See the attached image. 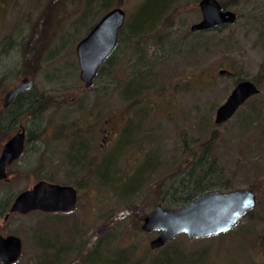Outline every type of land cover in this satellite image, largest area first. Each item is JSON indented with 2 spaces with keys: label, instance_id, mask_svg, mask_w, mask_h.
Masks as SVG:
<instances>
[{
  "label": "rangeland",
  "instance_id": "rangeland-1",
  "mask_svg": "<svg viewBox=\"0 0 264 264\" xmlns=\"http://www.w3.org/2000/svg\"><path fill=\"white\" fill-rule=\"evenodd\" d=\"M108 1L106 9L105 0H0V115L8 92L24 80H34L30 91L35 99L49 100L37 122L25 107L23 121L13 130L26 123L35 140L28 144V165L17 166L11 172L12 181L0 185V200L6 203L9 193L16 196L39 180L73 185L79 193L76 208L68 213L35 211L14 215L6 223L0 215V233H14L23 241L15 264H43L35 236L40 227L64 236L61 239L66 242L70 236L71 244L57 264H82L98 240L109 234L118 249L132 248L134 260L148 264L160 250L150 248L157 234L142 230L144 216L158 203L166 206L160 197L165 184L177 182L210 144V158L230 186L225 191L253 189L257 206L227 233L196 239L182 234L175 240L184 253L201 251L197 258L205 256L202 264H264V124L259 122L262 118L251 122L256 119L252 108L264 99V0H224L226 9L236 12L238 19L213 31L190 29L202 20L200 0L170 3L150 35L140 39L146 61L158 77L137 102L145 107L147 112L141 113L147 118L141 128L136 125L137 135L123 147L118 139L131 118L121 99L126 83L118 84V69L133 68L136 56L131 42L117 45L111 61L104 62L106 68L99 70L89 88L80 79L77 45L116 7L126 12L120 36L133 38L127 36V25L141 23L146 0ZM31 38H42L44 47L40 62L28 69L22 44ZM222 69L259 81L261 93L228 122L217 125L216 111L237 84L236 78L221 75ZM68 134L81 137L87 149L84 165L69 162ZM5 135L0 133L1 145L8 139H3ZM151 155L155 167L146 171L142 187L130 197H124L122 184L113 187L110 180L101 181L100 163L104 169L107 161H115L109 175L124 183ZM15 170L22 174L15 177ZM74 223L80 229L76 236L69 229Z\"/></svg>",
  "mask_w": 264,
  "mask_h": 264
},
{
  "label": "water",
  "instance_id": "water-1",
  "mask_svg": "<svg viewBox=\"0 0 264 264\" xmlns=\"http://www.w3.org/2000/svg\"><path fill=\"white\" fill-rule=\"evenodd\" d=\"M198 6L202 12V20L192 25L191 31L212 30L234 24L238 19L237 13L224 9L219 0H200ZM125 22L126 12L122 7H116L106 13L78 43L80 79L86 88L93 86L101 66L116 49ZM219 73L228 76L232 74L227 69H222ZM33 86V79L22 81L9 92L8 102L23 91H30ZM260 92L255 81L240 80L226 101L218 107L215 123L222 125L228 122L249 99ZM23 148V133L17 134L6 144L0 158V180L6 179V168L20 156ZM78 197V190L72 185L39 181L18 195L11 213H68L76 208ZM256 206L257 196L252 189L213 190L181 207L166 208L162 203L156 204L144 217L141 228L146 233L157 234L149 243L150 248L156 250L182 234L196 239L227 233ZM22 252L23 241L19 236L0 234V263L15 264Z\"/></svg>",
  "mask_w": 264,
  "mask_h": 264
},
{
  "label": "trees",
  "instance_id": "trees-1",
  "mask_svg": "<svg viewBox=\"0 0 264 264\" xmlns=\"http://www.w3.org/2000/svg\"><path fill=\"white\" fill-rule=\"evenodd\" d=\"M172 1L173 0H146L143 4L145 5L146 13L143 16L144 19L141 21V23L139 21L134 25H127V28L130 30L127 36L130 35L133 38H122L121 36L119 38L118 44L127 40L131 42L133 53L136 56L133 68L128 69L127 72L121 67L118 69L121 78L118 84L121 85L126 83V86L121 90V99L124 101L129 111V113L125 112L126 115L131 118L127 120V129L124 130V132L121 134V137L118 139V145H122V147L132 141L131 136L133 134L137 135L139 129L136 127V125L141 128L142 123L145 121V118H147L146 114L141 113L142 110L146 111L145 107L138 105L137 102L141 100L144 94L150 89L151 85L153 86L155 84V81L158 77V75L154 73L152 65H149L146 61L147 55L145 54L143 48H141L139 45L140 39L142 40L144 37L150 35V31L153 30L154 27L162 20L163 15ZM219 1L223 8L226 9L227 5L224 0ZM108 5L109 1L105 0L104 7L106 9L108 8ZM120 34L123 35V31H121ZM155 39L159 40L160 38ZM37 40L39 42H37ZM23 41V44H21L23 46L24 55L26 54L28 56L29 69L33 65H36L40 62L42 57L41 51L44 47V42L42 38L28 39V43L27 39H24ZM111 59L112 58L109 57L105 62L108 64ZM105 66L106 65L101 67V72L106 68ZM114 66V63L112 62L111 67L113 68ZM227 70L232 72L230 77L236 78V83H238L240 80H243L239 73L236 74L233 69ZM253 81H255L259 86V81L257 82L254 79ZM48 101L49 100L47 98H44L42 101H40L38 98L35 99L32 91H28V94H23L18 97L14 106L6 113L5 118L2 120V124L10 123L15 115L17 116L24 111L25 107H28V112L30 111L31 117L37 122L40 118V111L43 108L48 107ZM251 111L256 117V119H253L251 122L262 118V121L259 120V122L264 124V99L262 100L261 104L254 105ZM245 121H248V119ZM250 126H252V124ZM262 127L264 129V125ZM71 135L68 134L66 136V140L69 141V151L67 153V158L69 159V162L77 164V166L84 165L83 161L86 160L85 155L87 149L80 139V136ZM32 136L33 132H30L28 144L34 142L35 137ZM210 145L208 146V149L198 155L197 158H193V162L188 164L187 169L180 174V178L177 182L172 180L174 183L170 185L165 184V188L162 190L163 194H161L160 197L161 202L163 201L166 203V206L164 205L166 208L181 207L206 192L219 189V191H225L230 188L228 182H224V179L221 177L222 172L218 169L214 160H211L210 158ZM115 151H117V148ZM42 160H45V156L39 162V165L41 163V168H44V161ZM101 164L102 163L97 166V171L101 181L103 183H107L108 180H110L112 182H110V184L113 187L122 184L123 188H121L123 189V194L125 195L124 197H130V194L133 195L142 187L146 171H148L151 167H155V160L152 155L147 156V159L142 164V166L137 168L134 177L130 178L131 180L129 182L127 181L124 183L120 181L119 177L114 178L115 175H109V168L113 166V169H115L116 167L115 161H107L104 169L100 167ZM110 176L113 178L110 179ZM50 179H52V177ZM125 186L127 189H125ZM129 191L132 192L129 193ZM0 202L2 203L3 200ZM70 226L71 228L69 229H72L71 232L76 236L80 232L79 227L76 223ZM54 234L53 232H49L44 227H40L35 233L37 240L36 245L41 250V255H43V264H57L59 261L61 262L62 258L64 257L63 253H66L67 247L71 244L70 236L66 238L68 239L66 242L65 240L61 239L65 238L64 236L59 237L55 236ZM175 239L159 249V254L150 260L148 264H202L205 256L197 258V256L201 254V251H196L192 254L184 253ZM112 240L114 239L113 237H110V234L109 237L105 236V238L98 240L92 250H90V252L82 258V264H141L140 261L145 263L143 260H134V255L136 253L135 250L132 248L118 249L117 246L112 244Z\"/></svg>",
  "mask_w": 264,
  "mask_h": 264
},
{
  "label": "flooded vegetation",
  "instance_id": "flooded-vegetation-1",
  "mask_svg": "<svg viewBox=\"0 0 264 264\" xmlns=\"http://www.w3.org/2000/svg\"><path fill=\"white\" fill-rule=\"evenodd\" d=\"M14 88V87H13ZM12 88V89H13ZM11 89V90H12ZM10 90V91H11ZM9 91V92H10ZM8 92V94H9ZM8 94L6 95V98H5V102H4V108H3V114L0 115V129H2V131L0 132L1 134L5 135L3 137V139H6L8 138L5 142L4 140L2 141V145L0 144V158L2 157V154L4 152V149H5V146L6 144L13 138L15 137L17 134L19 133H23L24 134V148H23V151L22 153L20 154V156L15 159L7 168H6V173H7V177L6 179H3V180H0V185L1 184H7V183H10L12 181V177H11V172L17 167V166H20V165H24V166H27L28 165V140H29V134H28V125L25 123V124H20L19 126V130L17 132H13V130L17 129V126L19 123H21V121H23V119L21 120L22 118V112L21 114L19 115H15L14 118L10 121V123L8 124H2V120L5 118V115L6 113L11 110V108L14 106L15 104V101L18 99V97H20L21 95L23 94H28V90L26 91H23L21 93H19L16 98H14L12 101L8 102ZM9 129V131H4V130H7ZM44 161V160H42ZM44 163V162H43ZM16 171V170H15ZM26 171V169L24 170ZM22 174L21 172H17L15 173V177H17L18 175ZM39 181H47V180H39ZM38 181V182H39ZM8 185V184H7ZM28 190V189H27ZM1 191V189H0ZM25 191V190H23ZM21 191V192H23ZM2 192V191H1ZM20 192V193H21ZM18 193L16 196L13 195V193H5V194H8L7 196L9 197H5V200H6V203L3 201L2 203L0 202V215L3 214L4 215V222L6 223L7 221L10 220V218H12L14 215H24V214H19V213H11V208H12V205L13 203L15 202L16 198L18 197V195L20 194ZM1 201V200H0ZM28 215V214H26ZM1 234V233H0ZM2 235V234H1ZM8 235H16L14 233H11V234H8ZM8 235H3V236H8ZM0 264H3V263H0Z\"/></svg>",
  "mask_w": 264,
  "mask_h": 264
}]
</instances>
